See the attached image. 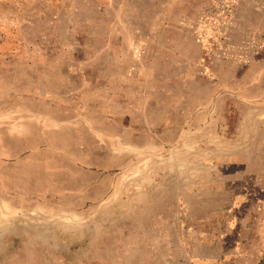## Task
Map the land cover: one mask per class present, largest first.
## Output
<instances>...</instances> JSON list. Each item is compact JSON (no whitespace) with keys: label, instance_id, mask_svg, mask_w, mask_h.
<instances>
[{"label":"rangeland","instance_id":"374dc122","mask_svg":"<svg viewBox=\"0 0 264 264\" xmlns=\"http://www.w3.org/2000/svg\"><path fill=\"white\" fill-rule=\"evenodd\" d=\"M261 141L264 0H0V264H264Z\"/></svg>","mask_w":264,"mask_h":264},{"label":"crops","instance_id":"0c3cea01","mask_svg":"<svg viewBox=\"0 0 264 264\" xmlns=\"http://www.w3.org/2000/svg\"><path fill=\"white\" fill-rule=\"evenodd\" d=\"M261 124V123H260ZM261 144H264V142H260ZM246 145V142L242 140V185L245 184V177L249 174V168H247V162L250 161V156L247 157V154L245 153V150L243 149V146ZM262 171H264V168H260ZM260 169H257L260 172ZM260 172V174L264 175V172ZM251 174V172H250Z\"/></svg>","mask_w":264,"mask_h":264}]
</instances>
